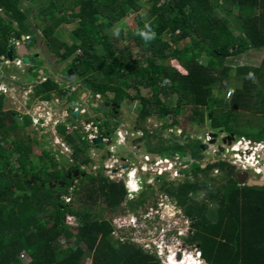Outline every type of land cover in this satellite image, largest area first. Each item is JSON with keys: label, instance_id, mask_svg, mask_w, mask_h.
<instances>
[{"label": "trees", "instance_id": "1", "mask_svg": "<svg viewBox=\"0 0 264 264\" xmlns=\"http://www.w3.org/2000/svg\"><path fill=\"white\" fill-rule=\"evenodd\" d=\"M22 1L0 0V62L7 59L11 40L35 38ZM48 1L40 8L39 27L50 53L62 62L71 59L68 67L106 102H137L135 125L145 131L140 141L145 139L159 155L170 153L169 148L158 134L146 131L145 122L166 115L171 130L185 109L190 110V125L264 141V0H148L150 22L138 21L132 29H120L117 23L140 0ZM234 12L237 35L230 21ZM58 23L75 25L70 45L51 37ZM248 52L261 54L259 66H240L231 73L226 60ZM232 83L237 86L226 99ZM108 90L114 92L112 100L106 97ZM53 92L48 79L33 88L32 98L50 101ZM172 96L174 104L167 106ZM4 101L0 95V264H84L87 252L93 254L92 264H159L155 256L112 237L108 216L121 212L126 191L122 181L109 180L102 168L96 174L81 169L90 163L86 136L57 124L54 132L71 154L56 161L28 137L31 117L4 111ZM246 112L257 121L246 119ZM94 124L107 138L119 125L109 129L110 123L99 119ZM35 148L42 149L38 162L32 160ZM150 148L147 152L153 153ZM76 170L78 178L68 179ZM211 170L221 172L218 181L205 174ZM236 174L218 161L197 166L191 179L175 187L162 182L159 188L190 220L191 234L184 241L199 246L206 264H264V187L240 185ZM200 194L202 200H197ZM143 206L142 198L126 204L134 214ZM66 216L73 217L75 226L66 224ZM21 253L28 262L20 260Z\"/></svg>", "mask_w": 264, "mask_h": 264}, {"label": "rangeland", "instance_id": "2", "mask_svg": "<svg viewBox=\"0 0 264 264\" xmlns=\"http://www.w3.org/2000/svg\"><path fill=\"white\" fill-rule=\"evenodd\" d=\"M48 0H23L22 1V8L23 10L28 11V23H29V28L33 31L34 37L35 38H40L43 40L42 34H41V28L39 25H41V20L39 18V11L40 8L43 6H46L48 4ZM151 7V4L148 2V0H140L138 2V5H135L132 7V9L129 11V13L121 19L117 23V26L120 29H132L136 26V23L138 21H143L144 23L148 24L150 22V16L148 14V11ZM66 12H64V15ZM231 21V27L233 29V32L235 35H237L238 30H237V20L235 18V12L232 14L230 17ZM75 28V25L72 24H63V23H58L54 29L53 35H51L52 38H54L58 42H62L64 44H71L70 40V33L73 31ZM12 41V40H11ZM188 40L184 41L186 43ZM17 42V41H16ZM22 43L17 42V44ZM184 43H181V46L184 45ZM36 52L34 47L30 48V53ZM262 57L261 54L254 53V52H248L243 55H240L238 57L234 58H228L226 60V65L231 69V73L234 72V70L237 67L240 66H250V67H258L260 64ZM20 60V59H19ZM71 59H68L66 62L70 63ZM4 62V61H2ZM0 62V85H3V83L6 86H3L5 90L9 87V93L4 94L5 96V101L3 103V110L8 111V110H14L15 112L22 114V115H29L32 120V125L27 127V133L28 137L37 139L40 143V147L44 148L46 151L52 152L54 159L56 161H61V158H67L71 154V150L69 147L63 142L61 138H59L55 134L54 127L55 125L59 124V122H62L63 116L62 113H60L59 108L57 107V103L55 102H48V104H43V101H39L37 98H32V88L30 89L29 87H23L21 88L19 84L15 83L12 84V71H16L19 74V79L23 82L31 83L33 81V74H28L22 71L24 67L22 64H20L19 67H16L15 65L8 64V67H3L4 63ZM25 65V64H23ZM27 65V64H26ZM36 67L39 69H44L47 71L49 74L55 78V80L58 79V75L63 72L61 69L59 70H53L51 65L46 62L43 58H38L36 60ZM14 69V70H13ZM6 76V78L4 77ZM58 81V80H57ZM63 85V84H62ZM234 86H237V84H230L229 88L226 89L225 92V98L227 99L229 97V93H231V90L234 88ZM147 91H143V94H147ZM58 93V91H56ZM82 92L80 91L77 96H80ZM106 97L109 100H112L114 96V92H110L109 90L106 91ZM2 95V94H0ZM83 97L85 94H82ZM103 102L105 101L104 98ZM94 101H98V94L93 98ZM175 97L172 96L168 100H166L167 106H173L174 104ZM31 101V102H30ZM30 102V103H29ZM29 105V108L27 107ZM139 109V105L137 102L133 103H122L120 104L119 111L122 114V121H120L118 124V127L116 129H124L126 134H127V140L125 142V146L117 142V135L115 134V137H112V143L110 146H106L105 144H100L98 146H91V148H88L87 150V156L88 159L90 160V163L88 165H84L83 170L87 172L88 174H96L97 171L100 168H103L104 165H111L112 164V158L109 157V152H113L115 154L114 159H118L117 157H130L132 153H136L137 156H142L145 154L148 155H159V152H156V148L151 145H146L145 144V139L140 141V134L142 135L145 134V131L139 129L137 125H135V120H136V115ZM63 110V109H62ZM93 113V112H92ZM252 112H246L244 117L246 119H249L253 123L257 121V116L252 115ZM190 114L189 109H185L183 112V115L178 118L179 124L175 126L173 129H169V125L171 124V118L166 115H161V118L157 117H151L145 122L144 128L148 133L154 132L155 134H158L162 139H164L165 146L169 148L168 151H173L175 152L179 157H184L188 153L193 154V163H187L188 169H185L184 173H188V175L184 174L182 169L180 173L178 174L177 177H175L174 174H164L162 176H143V188H142V193L140 195L132 196L130 197L131 199L135 201H139V199L142 198V201H144L145 206H143V209H140L139 214L142 212L144 213L145 216H143V220H150V222H153L155 219V216H157L158 220L156 222H162L163 225L168 223L169 220H172L170 216L164 215L163 217V211H168L169 210H174V208L179 212L182 216L181 218V226L178 227L179 230L177 232L179 234L183 235V240L176 238H170L172 241L173 239V245L171 248H169V253L170 254H175V258L177 253L180 256L179 260L185 259L182 261L184 264H195V261L192 259L191 255H194L195 251L197 250L196 245H188L185 241L184 238L186 236H189L191 234L190 230V220L187 219L179 210L177 205H175V201L171 199L168 195H166L164 192L160 191L159 188L161 186V183L166 182V186H176L177 184L183 182L186 178H190L191 173L195 172L197 166L202 168L206 163H211L210 160L213 157H222V152H218L217 156L212 155L213 151L217 148V146L222 145V142L220 141V137H225L229 136L226 135L225 133H215L218 135L217 140L214 144L207 145V150L203 151L199 149L201 145L203 144V140L206 139V136L208 133H210V129L208 126H204L203 128H198L195 125H190V123L187 121L188 116ZM90 116V115H88ZM88 118V117H87ZM78 120L73 123L72 125L76 127L80 131V133L84 136H92L94 135V130L90 129L88 127H85L87 122H84L82 120ZM120 119V118H119ZM82 121V122H81ZM66 123V122H65ZM208 123V122H207ZM70 126V122L68 124ZM74 127L72 129H74ZM86 128V129H85ZM141 131V132H139ZM131 135V136H130ZM140 136V137H139ZM236 139H239L235 137ZM200 139V140H199ZM134 141V142H132ZM199 144V145H198ZM89 145V144H88ZM128 145V146H127ZM133 149H132V147ZM175 149V150H171ZM131 148V153L128 152L127 148ZM148 147H151V151L155 150V154L153 153H148L147 149ZM42 149L35 148L33 150V156L32 160L35 162H38V156L40 155ZM158 151V150H157ZM219 151V150H218ZM168 153L167 155H169ZM173 154V153H171ZM161 156H165V154H162ZM203 156V159L201 161H198V157ZM174 157V156H173ZM216 159V158H214ZM228 165V164H227ZM47 166L49 171L56 170V168H52L47 161ZM229 166V165H228ZM233 170V172L237 173L238 170L230 166ZM106 177L107 173L103 170L102 172ZM201 173V172H200ZM221 172H212V170L208 173L211 178H215V180H219V175ZM249 176H252V174H249ZM121 177L123 179L124 173L121 174ZM109 178V177H107ZM117 176H113V180H117ZM152 179V180H151ZM191 179V178H190ZM147 180H151L152 183L146 182ZM212 181L211 179H209ZM217 180V181H218ZM124 182V180H121ZM77 181L73 182V186L76 184ZM118 182V181H115ZM144 196V197H143ZM71 198V197H70ZM129 198V199H130ZM197 200H202V195L200 194L197 198ZM131 200V201H133ZM65 201H69L68 198ZM73 201V199H72ZM71 201V202H72ZM126 198L124 200V203L121 206V212L115 215H110L108 216V219L110 220L111 224L113 225V228L115 230V236H112L115 241H117L119 244H125L129 243L132 244L136 247H139L142 249V251L152 254L153 253V248L151 247L150 251L146 248L149 245L145 244V237H149L148 231L153 230L154 232L159 230L160 228L157 227V224H149L144 226H138L136 225L134 228L129 227L128 224L129 222L127 221L128 216L132 215V212L129 211L126 208V204L128 202ZM210 206V205H209ZM163 210V211H162ZM164 211V212H165ZM136 214V213H135ZM156 214V215H154ZM126 218V219H125ZM125 219V220H124ZM163 220V221H162ZM168 220V221H167ZM68 223H73V218L70 216L65 217V222ZM169 226L172 224L168 223ZM180 225V224H179ZM127 227V228H126ZM163 228V227H162ZM172 229V226L170 227ZM73 231L76 233L75 229ZM74 239H76L75 234H74ZM62 241V240H61ZM62 244L64 242L62 241ZM147 245V246H146ZM146 246V247H145ZM83 249L86 251V249L83 247ZM87 257L84 261V264H92L93 263V254L87 252ZM172 258V256H171ZM169 257V260L167 261L169 264H179V261L176 262L174 261L175 259H171ZM20 259L26 263L28 258L27 256L23 255V257H20ZM177 259V258H176ZM187 262V263H186ZM160 264V262H159Z\"/></svg>", "mask_w": 264, "mask_h": 264}, {"label": "flooded vegetation", "instance_id": "3", "mask_svg": "<svg viewBox=\"0 0 264 264\" xmlns=\"http://www.w3.org/2000/svg\"><path fill=\"white\" fill-rule=\"evenodd\" d=\"M37 39L39 38H33L32 36V39H31L32 42L30 45H28L29 63L27 65H23V63H20L24 67L22 71H24L25 73L33 74L36 72V75L33 76V81L31 83L21 81L19 79V74L13 69L14 71H12V77H13L12 84L17 83L20 85L21 88L29 87L30 89L31 88L33 89L37 85H40L44 81L50 79L55 85V93L54 92L51 93V96L53 95V97H51L50 101L57 103V107L59 108L60 113H62V116L64 117L62 122H59V123H62L65 125L68 133H71L72 131L76 130V127L72 126V124L75 123L78 120V118H80L79 120L87 122L86 124H89V123L94 124V121L97 119L108 121L110 123L109 129H113L114 124H117L120 121H122V118H121L122 114L119 111L120 106H118L117 104L113 102H106V101L103 102V99H102L103 97L101 95H98L99 100L97 102L94 101L93 98L97 96V94L96 95L93 94L92 90L88 89L85 86V84L79 78H77V76L74 73L73 74L75 75V77L73 80H71L72 75L70 73L66 76V74L70 70L72 71V69L68 67L69 63L60 61V59L52 55L50 51L48 53H49V56L53 57L52 61L49 62L48 60L44 58V54L41 51H42V44H45V42L44 40H42V43L37 46ZM45 45L47 46V44ZM31 47H34L36 52L30 53ZM40 57L43 58L46 62H48L51 65L53 70L61 69L63 71L58 75V79H57L58 81L55 80V78H53L51 74H49L50 72L48 73L44 69H39L36 67V60ZM4 62H2L4 63L3 64L4 68L8 67L7 66L8 64L15 65V63L12 64L10 60L8 59L4 60ZM4 77L6 78V76ZM3 86H6V85L3 83ZM56 91H58V93H56ZM80 91L82 92V94H85L84 97L82 94L80 96H77ZM6 92L9 93V87L7 88ZM50 101H43V104L45 103L48 104V102ZM72 103H74V105H72ZM76 110L78 111V115L74 116L73 112ZM69 122H70V126L72 128L74 127V129L68 126ZM217 137L218 135H216V140H217ZM225 140H226V136L220 137V141L222 142V144H224ZM108 142H110V144L112 143L110 137L108 138ZM91 146L92 145H88L87 147L91 148ZM112 155L114 156L115 154H111V156ZM118 158L123 159L124 157L123 158L118 157ZM74 172L75 171L69 173L67 178L77 179L80 174L78 173V175L74 177ZM81 177H83V174H81ZM28 179H29V182H32V183L36 182L34 177H28ZM74 181H77V180H74ZM111 181H115V180H111ZM52 185H54V188H56V186L58 185L60 187H64L65 183L58 182V185L57 184H52Z\"/></svg>", "mask_w": 264, "mask_h": 264}, {"label": "built area", "instance_id": "4", "mask_svg": "<svg viewBox=\"0 0 264 264\" xmlns=\"http://www.w3.org/2000/svg\"><path fill=\"white\" fill-rule=\"evenodd\" d=\"M6 90L3 85H0V94H6ZM230 95V93H229ZM85 127L94 130V135L87 137L88 141L92 139L102 136L97 128L96 125L89 123ZM86 129V128H85ZM141 132V131H139ZM117 142L125 146L126 142V133L123 129L117 130ZM131 136V135H130ZM142 136V133L140 134ZM139 136V137H140ZM103 141H107L108 138L102 136ZM200 140V139H199ZM212 140L211 134L208 133L206 139L203 140V143L210 144ZM223 148L222 157H213L211 162H224L227 163L229 166L235 167L239 173L245 172L247 177L257 180L260 176L262 171L264 170V141L255 142L251 139L246 138H239L233 139L229 145H221ZM173 153V152H172ZM218 148L213 151L212 155L217 156ZM113 152L109 153V157L112 158L111 165H104L103 170L107 173V177L109 180H113V176H117L118 179L115 181L124 180L125 184L127 185L128 182L126 181L127 176H131L134 172L139 173V182L143 184V176L145 178L147 176H162L164 174H174L175 177L178 176L182 169H188V165L182 161V157H179L176 153L172 155L161 156V155H142L137 156L134 153L131 154L130 158L124 159H114L115 155L111 156ZM174 156V157H173ZM216 158V159H214ZM123 165H126V169L123 168ZM83 170V167H81ZM184 169V170H185ZM128 170V171H127ZM217 173V171H214ZM124 173V177L122 179L121 174ZM252 174V176H249ZM152 180V179H151ZM147 180L146 182L152 183V181ZM244 185V184H240ZM134 197L135 195L131 192L130 189L127 188V195L126 199L128 201L133 200L130 197ZM130 198V199H129ZM73 218V217H72ZM67 222V221H66ZM68 225L75 226V222L73 219V223H68ZM115 225V224H112ZM160 236L165 234V229L161 228L159 230ZM112 236H115V230L112 232ZM146 247V246H145ZM147 248V247H146Z\"/></svg>", "mask_w": 264, "mask_h": 264}, {"label": "clouds", "instance_id": "5", "mask_svg": "<svg viewBox=\"0 0 264 264\" xmlns=\"http://www.w3.org/2000/svg\"><path fill=\"white\" fill-rule=\"evenodd\" d=\"M28 37H25V40L27 39ZM25 40L24 41H22V43L23 42H25ZM13 42H14V46H13V51H15V49H14V47L15 46H17V45H19V44H21V43H19V44H17V42H20V41H14L13 40ZM8 59V58H7ZM20 59V60H19ZM4 60H6V59H3V61ZM2 62V61H1ZM12 64H14L15 63V65H16V67H19L20 66V63H22L21 62V57H18V56H14L13 55V60L12 61H10ZM2 95H4V94H2ZM56 126V125H55ZM55 128V127H54ZM123 131H125L124 129H123ZM115 133V132H114ZM113 133V135L110 137L111 138V142H112V137H115V134ZM210 134H214V133H212V132H210ZM102 137V136H101ZM126 137H127V134H126ZM107 138V137H106ZM233 139H236V138H233L232 137V140ZM127 140V139H126ZM86 141L89 143V145H91V141H88V139H87V136H86ZM104 143L103 144H105L106 145V142H108V140L107 141H103ZM211 142V141H210ZM215 142H216V139H215ZM232 142V141H231ZM204 144V143H203ZM111 145V144H110ZM109 145V146H110ZM209 145H211V144H209ZM222 145H227V144H222ZM92 146H94V145H92ZM106 146H108V145H106ZM132 147V146H131ZM222 148V146H221V144H220V146H217V148H218V150H219V148ZM132 149H133V147H132ZM223 149V148H222ZM219 152V151H218ZM110 153V152H109ZM174 153V152H173ZM135 155H136V153H135ZM185 157V156H184ZM123 158V157H122ZM128 158V157H127ZM124 159V158H123ZM212 161V159L210 160V162ZM211 163H215V162H211ZM207 164V163H206ZM205 164V165H206ZM205 165H204V167H205ZM123 166H126V165H123ZM124 168V167H123ZM127 167H125L124 169H126ZM128 171V170H127ZM214 171H217V170H214ZM237 173H239V172H237ZM245 173V172H244ZM139 173H137V172H134L131 176L129 175V176H127V179H126V181L128 182V184L126 185L125 184V182H123V186H124V189H125V191H126V195H127V188L128 189H130L131 190V192L136 196V195H140L141 193H142V188H143V184H140V182H139V180H138V178H139ZM126 198V197H125ZM69 200V199H68ZM133 201H135V200H133ZM67 202V201H66ZM140 209H143V208H139L137 211H136V214H134V213H132V215L131 216H128V217H126L127 218V221L129 222V224H128V226L129 227H135L136 225H138V226H146V225H149V224H157L158 223V226L157 227H159L160 229L163 227L164 229H165V234L163 235V236H160V232H159V230H157V231H153V230H150V231H148V235H149V237H145L144 239H145V241H144V243L145 244H147V245H149V247L147 246V249L150 251V249H151V247L153 248V253L152 254H150V255H153V256H155V258L158 260V262H160V264H169L167 261L169 260V257H171V256H175V254H170L169 253V248H171L172 247V245H173V239H172V241L170 240V238L172 237V238H174V240L176 239V238H179V239H181V240H183V235L182 234H179L178 232H177V230H179L178 229V227L179 226H181V218H182V216H179V215H181L179 212H177V210L174 208V210H169V212L168 211H163L162 213H163V217H164V215H168V216H170V218H172V220H167L168 221V223H170V224H172L171 226H172V229L170 228L171 226H169V224L168 223H166L165 225H163L162 224V222H156L157 220H158V218H157V216H155V219L156 220H154L153 222H150V220H143L144 218H143V216H145L144 214H143V212L141 213V214H139V212H140ZM180 210V209H179ZM154 215H156V214H154ZM125 218V219H126ZM124 219V220H125ZM163 221V220H162ZM66 224H67V222H66ZM180 224V225H179ZM127 228V227H126ZM187 238V236L184 238V240ZM179 253V252H178ZM177 253V254H178ZM23 255H25V256H27L25 253H21L20 255H19V258L20 257H23ZM176 257H177V255H176ZM191 257H192V259L195 261V264H206V262L202 259V257H201V254H200V252L198 251V249L195 251V253H194V255H191ZM27 258H28V260H27V262L29 261V257L27 256ZM21 260V259H20ZM23 262V261H22Z\"/></svg>", "mask_w": 264, "mask_h": 264}, {"label": "water", "instance_id": "6", "mask_svg": "<svg viewBox=\"0 0 264 264\" xmlns=\"http://www.w3.org/2000/svg\"><path fill=\"white\" fill-rule=\"evenodd\" d=\"M1 15H3L1 13ZM31 39H32V36H29L26 40H25V37L24 36H21L20 40L21 41H24L23 43L15 46V51H13V46H14V42L13 41H10L9 42V46H8V51H7V58L8 60L12 61L13 60V55L14 56H18V57H21V62L23 64H28L29 63V51H28V45L31 44ZM42 43V39H37V46L40 45ZM43 54H44V58L46 60H48L49 62L52 61L53 57L49 56V49L48 47L45 45V44H42V51H41ZM71 74L72 77H71V80L74 79L75 75L73 74V72L70 70L66 76L68 74ZM53 97V95L51 96ZM72 105H74V103H72ZM73 115L74 116H77L78 115V111H74L73 112ZM173 131H175V129H173ZM211 137H212V140L210 142V144H214L215 143V139H216V134H211ZM232 141V136L229 135V136H226V140L224 141L225 144L229 145ZM103 139L101 136H98L94 139L91 140V145H94V146H98L100 144H103ZM106 145H110V142H106ZM201 150L203 151H206L207 150V145L206 144H202L201 147H200ZM223 149L220 147L219 148V152H222ZM172 155H175V154H172ZM203 159V156H199L198 157V161H201ZM182 161L185 162L186 164L187 163H193V160L191 158V155L188 153L185 157L182 158ZM124 168L126 166H123ZM204 168V166L202 167ZM78 175V171H75L74 172V177H76ZM236 180L239 184H244L245 186L247 187H264V170L262 171L261 173V176L257 179V180H253L249 177H247V174L242 172V173H237L236 174ZM62 185V184H61ZM43 186V185H42ZM50 187L54 188V185L52 184H49ZM57 199H60V194L58 193L56 195ZM199 246H196V248L198 249ZM179 254H177V259H179Z\"/></svg>", "mask_w": 264, "mask_h": 264}, {"label": "bare ground", "instance_id": "7", "mask_svg": "<svg viewBox=\"0 0 264 264\" xmlns=\"http://www.w3.org/2000/svg\"><path fill=\"white\" fill-rule=\"evenodd\" d=\"M170 258H171V257H170ZM172 258L175 259L174 261H176V262L179 261V264H184V263H182V261H184L185 259L179 260L180 257H179V259H176L175 256H174V257L172 256ZM172 258H171V259H172ZM186 263H187V262H186ZM188 264H190V263H188Z\"/></svg>", "mask_w": 264, "mask_h": 264}, {"label": "crops", "instance_id": "8", "mask_svg": "<svg viewBox=\"0 0 264 264\" xmlns=\"http://www.w3.org/2000/svg\"><path fill=\"white\" fill-rule=\"evenodd\" d=\"M0 83H2V82H0ZM127 146H128V145H127ZM127 150H128L129 153L133 152V151H131V148H130V147H128ZM130 157H131V156H130ZM130 157H128V158H130ZM202 167H203V166H202Z\"/></svg>", "mask_w": 264, "mask_h": 264}]
</instances>
